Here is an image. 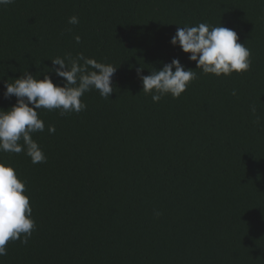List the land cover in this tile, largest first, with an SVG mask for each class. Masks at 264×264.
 Listing matches in <instances>:
<instances>
[{"label": "trees", "instance_id": "trees-1", "mask_svg": "<svg viewBox=\"0 0 264 264\" xmlns=\"http://www.w3.org/2000/svg\"><path fill=\"white\" fill-rule=\"evenodd\" d=\"M199 23L235 30L250 70L196 69L170 40ZM78 53L117 67L115 92L85 93L80 113L38 111L46 162L0 152L36 225L0 264H264V0H14L0 6V109L16 103L5 80L43 79L50 59ZM173 58L197 79L153 102L136 69Z\"/></svg>", "mask_w": 264, "mask_h": 264}, {"label": "clouds", "instance_id": "clouds-1", "mask_svg": "<svg viewBox=\"0 0 264 264\" xmlns=\"http://www.w3.org/2000/svg\"><path fill=\"white\" fill-rule=\"evenodd\" d=\"M12 3L14 0H0V6ZM68 24L78 25L79 18L69 17ZM177 26L171 45H178L184 53L190 54L188 59L204 74L230 76L233 72L250 70L251 51L245 43L239 42L235 30L207 23ZM74 38L79 44L80 36ZM50 60L53 67L45 68L43 79L39 78L41 73L33 75L26 70L19 78L4 81V98L15 96L16 103L7 111L0 109V152H23L33 164L47 160L33 139V134L45 130L39 110H59L61 116L80 113L87 108L82 100L85 93L96 90L101 97L108 98L115 92L113 78L117 67L111 63L98 62L83 53L65 54ZM143 69L142 66L136 69L137 77L142 82V91L150 94L153 102H159L166 95L179 98L197 79L196 71L186 68L178 58L164 63L159 70H149V75H143ZM49 73L62 78L63 83L54 84ZM251 110L256 113L255 105ZM48 132L55 133V127L49 125ZM35 227L25 183L11 164L0 162V257L7 255L9 241L19 240L26 245Z\"/></svg>", "mask_w": 264, "mask_h": 264}]
</instances>
